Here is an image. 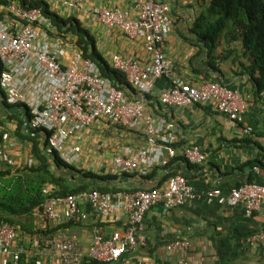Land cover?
Here are the masks:
<instances>
[{"label":"built area","instance_id":"obj_1","mask_svg":"<svg viewBox=\"0 0 264 264\" xmlns=\"http://www.w3.org/2000/svg\"><path fill=\"white\" fill-rule=\"evenodd\" d=\"M46 1V0H44ZM175 0H132L129 9L92 7L90 13L107 28H117L131 39L141 38L151 57L150 65L134 57L112 54L109 64L124 73L128 83L138 92L134 99L115 88L103 77L96 63L84 57L76 38L68 34H53V24L40 8H26L17 0H0V90L6 103L23 109V127L33 134L41 130L47 154L56 151L62 160H80L79 132L99 122L118 125L128 130H142L146 145L134 149L117 146L109 161L108 172L146 175L156 165L165 164L177 154L172 146L174 136L170 125L146 111L144 95L153 94L155 82L169 77L170 84L160 93L167 106L188 107L210 103L231 121H241L248 104L240 91L216 81L199 86L174 78L172 60L164 52V39L171 31V3ZM69 12L81 10L74 0L63 1ZM245 131L248 133L249 128ZM4 134L3 139H7ZM192 164H202L205 153L197 145L178 150ZM32 164L29 156L25 160ZM23 164V163H22ZM10 151L0 143V167H20ZM218 188L208 190L207 196L218 194ZM45 200L41 209L54 230L44 235L19 237L18 229L0 222V264H80L89 257L102 264H142L123 258L126 252L147 245L144 218L160 204L165 208L182 205L197 194L180 173L170 174L162 186L135 192L102 193L97 189L65 196L53 194L51 186L43 188ZM231 204H241L246 214L261 207L264 184L245 183L231 190ZM86 205L98 216L122 210L126 224L107 237L94 224L91 242L83 245L76 235L68 234L57 225L69 220H84ZM41 215V216H42ZM53 226V225H52ZM48 230V225L45 226ZM264 247V230L254 236ZM182 250L189 247L186 239L172 242ZM179 264H185L181 261Z\"/></svg>","mask_w":264,"mask_h":264},{"label":"crops","instance_id":"obj_2","mask_svg":"<svg viewBox=\"0 0 264 264\" xmlns=\"http://www.w3.org/2000/svg\"><path fill=\"white\" fill-rule=\"evenodd\" d=\"M63 1L65 0H46L50 9L59 15L75 16L94 36L97 50L108 62L112 54L119 53L134 57L143 65H150L151 57L141 38L131 39L117 28H107L90 13L92 7L129 9L132 0H74L83 7L75 12H69ZM205 1L207 0H175L171 3L173 26L165 37L163 46L166 56L173 63V77L195 86L206 81L222 83L240 91L248 106L242 120L236 122L218 112L210 103L188 107L167 106L160 100V93L169 86L170 78L160 77L156 80L155 91L151 94L155 99L153 102L145 101L146 111L159 119H165L170 125L169 131L175 138L172 146L177 153L183 147L197 145L205 153L206 159L202 164L193 166H188L183 161H174V157L168 159L172 163L168 171L184 175L197 196L172 208L158 204L147 212L144 218L147 245L123 255V258L132 262L264 264V247L252 238L258 231L264 230V201L259 209L250 214L245 213L241 204H231L228 201L231 190L237 185L247 183L250 174L252 182L264 181V91L258 92L252 83L244 66L248 61L238 43L231 44L234 52L219 62L220 72L211 69L208 49L204 40L198 36L200 31L194 28V21ZM226 48V45H218L216 55L222 54ZM8 114H17L23 118V109L17 106L8 108L0 101V117L5 121L4 124L0 123V127L8 134L2 145L10 151L17 163L22 164L29 157V153L23 158V143L12 133L16 120L3 119ZM246 128L250 129L248 133ZM103 136L115 149L116 146L129 145L137 149L146 145V136L142 130H128L118 125L99 122L79 132L81 150L84 149L83 142L97 143L101 138L104 139ZM95 159L92 156L84 159L80 157L79 161L71 164L77 163L75 167L80 165L93 172H108L110 159ZM254 159L261 161L263 165H245ZM7 167L14 173L10 166L3 165L0 169L5 170ZM120 179L118 184L123 186L131 183L153 186L158 180H142L139 177ZM81 180L77 174L74 181ZM215 188L220 192L212 197L207 196L208 190ZM85 206L83 204L81 208ZM97 222L105 235L109 236L114 229L126 224L127 217L122 210H114L106 216L98 217L90 211L85 222L72 223L65 230L68 234L76 235L87 246L90 243L91 226ZM176 239L188 240L189 247L182 250L173 246L172 242Z\"/></svg>","mask_w":264,"mask_h":264},{"label":"trees","instance_id":"obj_3","mask_svg":"<svg viewBox=\"0 0 264 264\" xmlns=\"http://www.w3.org/2000/svg\"><path fill=\"white\" fill-rule=\"evenodd\" d=\"M17 1L26 8H40L53 24V34L59 36L68 34L75 37L83 56L94 61L101 75L109 79L115 88L121 90L131 99L139 95L128 83L124 73L112 68L97 50L94 36L81 25L75 16L64 17L59 15L51 10L49 4L44 0ZM202 4V10L194 21V28L200 31L198 36L204 40V45L208 49V55L211 57L209 62L211 69L220 72L219 62L234 52V49L230 47L231 44L238 43L242 47L244 57L248 61V64L244 66L251 77L252 83L256 86L258 92L264 91V0H207ZM220 44L226 45L227 48L225 51L223 50L222 54L216 55V48ZM144 98L147 102H153L155 99L151 94L144 95ZM0 101L8 108L13 107L2 98L1 90ZM5 118L7 119L6 121L16 120L12 131L13 136L29 147V156L34 159L32 164L24 161L22 166L13 167L14 173L11 172L9 167L5 170L0 169V222H7L15 226L20 233L19 237L23 238V241L33 234L42 236L50 233L56 227L46 217L44 218L41 213L36 214L35 212L36 208L41 209V205L45 200V195L43 194L45 186H51L53 194L61 196L77 194L81 191L92 189H97L102 193L135 192L162 186L168 176L174 173L171 170L168 171L172 164L170 161L161 166H154L148 174L142 176L137 173V175L124 172L120 174L101 173L78 168L75 167L76 165L62 160L56 151H53L52 154H47L45 150L46 142L42 137L41 130H37L33 134L26 132L21 116L8 114L3 119ZM4 122L0 117V123L4 124ZM4 134H6V130L3 129L0 131V143L2 144ZM245 141L241 140V142ZM173 160L183 161L188 166L194 165L179 155V153L174 156ZM255 163L259 166L263 165L261 161L256 159L246 162L245 165L253 166L256 165ZM159 172L160 174H158ZM77 174L80 175L82 180L75 182ZM7 175L10 176L4 179ZM121 177L158 180L153 186H146L145 184L135 185L132 183L123 186L120 183L118 184V181H121ZM256 178L260 179L259 177ZM252 179V174H250L247 183L252 182ZM258 182L264 183V181ZM239 186L237 185L236 187ZM81 210L87 213L91 211L88 206L81 208ZM95 216L98 217V215ZM86 220H69L57 226L66 229L72 223L79 224ZM46 225H48V230H45ZM96 225L101 227L99 222ZM80 264L102 263L93 258L85 257Z\"/></svg>","mask_w":264,"mask_h":264},{"label":"rangeland","instance_id":"obj_4","mask_svg":"<svg viewBox=\"0 0 264 264\" xmlns=\"http://www.w3.org/2000/svg\"><path fill=\"white\" fill-rule=\"evenodd\" d=\"M2 130H3V128L0 127V131H2ZM103 138L104 139L101 138V140L98 141L97 143L89 144V142H83L84 149L81 150V152H80L81 159H84L85 157L87 158V156L88 157H90V156L96 157L95 160H97V159H100V160L110 159L114 153L113 150L115 149V146H112L111 142L109 140H107L104 136H103ZM86 143H88V145H86ZM28 153H29V147L25 143H23V158L25 156H27ZM76 165H78V164L76 163ZM78 168H82V166L79 165Z\"/></svg>","mask_w":264,"mask_h":264}]
</instances>
